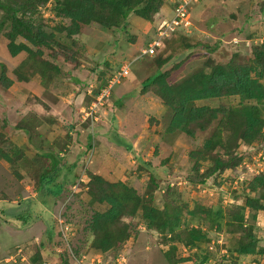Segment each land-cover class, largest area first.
I'll use <instances>...</instances> for the list:
<instances>
[{
    "label": "rangeland",
    "instance_id": "374dc122",
    "mask_svg": "<svg viewBox=\"0 0 264 264\" xmlns=\"http://www.w3.org/2000/svg\"><path fill=\"white\" fill-rule=\"evenodd\" d=\"M184 2L183 26L170 32L167 40L162 38L155 53L143 54L156 37L158 24L177 17L176 8ZM261 2L163 0L151 20L131 13L120 27L108 29L92 22L68 38L58 27L69 21L55 15L49 0L38 7L34 17L59 42L76 49L77 62H66L57 46L44 49L42 59L58 68L48 70L45 77L40 75V62L24 61L23 53L8 57L3 36L7 28L0 30V64L12 80L7 89L0 85V133L4 136L0 147L9 156L16 149L23 151L14 164L0 157V207L5 210V216L0 214V264H169L165 252L173 244L176 256L188 258L181 264H264V211L244 206L247 196L259 197L264 203L260 190L248 188L255 175L264 174V128L261 140L236 150L243 158L240 166L216 172L203 184L191 183L188 178L196 160L200 171L212 163L209 156L195 158L191 153L202 149L217 121L194 136L171 131L170 108L152 92L137 91V86L155 74V59L166 47L173 52L163 69L183 60L169 75L172 84L210 61L223 63L234 54L239 62L249 61L252 47L264 41ZM20 41L24 40L16 39ZM52 51L58 52L57 58H52ZM126 64L128 75L113 82ZM18 67L28 76L27 81L18 80L13 73ZM110 85L109 93L98 102ZM239 104L237 96L194 102L209 107ZM39 165L47 168L54 183L62 184L59 194L37 187L34 176ZM87 172L110 182H124L146 202L152 194V204L158 208L166 201L174 202L182 209L179 226L173 233L162 234L149 228L140 214L132 221L123 219L128 222L127 239L115 249L96 253L88 225L93 212L105 207L87 190ZM196 204L212 212L192 214ZM237 206H244L242 222L251 230L261 253L236 251L241 240H248V232L230 224V212ZM18 213L35 219L23 226L10 216ZM192 227L200 228L207 240L186 245Z\"/></svg>",
    "mask_w": 264,
    "mask_h": 264
},
{
    "label": "trees",
    "instance_id": "16d2710c",
    "mask_svg": "<svg viewBox=\"0 0 264 264\" xmlns=\"http://www.w3.org/2000/svg\"><path fill=\"white\" fill-rule=\"evenodd\" d=\"M48 1L0 0V30L5 26L7 28L3 36L7 40L6 53L8 57H15L23 53L26 56L24 61L40 62V65H37H39L40 75L43 77L46 76L48 70L53 72L58 70L57 66L42 59L44 49L57 46L66 62L72 64L77 62L76 49H71L59 42L55 34L44 30L42 22L34 17L38 7ZM51 1H53L55 15L69 21L68 24L58 27V31H64L68 38L81 33L83 28L92 22L108 29L120 27L127 21L131 13L145 20H151L158 14L163 4V0ZM260 10L263 14L264 0L260 4ZM17 38L24 41L16 42ZM167 39L168 37H166ZM72 43L74 46H78L76 42ZM172 52L168 47L162 49L155 59L157 64L155 74L147 77L137 86V91L140 94L152 92L160 98L164 105L170 108L171 117L168 127L171 131L179 130L189 136H194L197 131H205L214 121H217L216 128L203 141L202 149L191 153L195 158L205 155L212 160L210 166L203 171H200V164L197 160L192 166L194 173L189 176V182L203 184L214 173L231 170L242 164L243 158L236 152L240 145L249 146L262 139L264 128L262 116L264 110V41L252 47V57L247 62H239L236 54L223 63L210 61L205 68L174 84L170 82L169 75L180 67L183 60L173 63L169 69H163L172 59ZM50 55L55 59L58 52L52 51ZM0 67V85L7 89L11 86L12 80L6 76L5 65L0 64ZM13 73L18 80H28V76L22 74L20 67L15 68ZM232 96H237L240 99L238 106L194 105V102L198 100ZM21 128L29 131L25 126ZM3 137L0 133V143ZM212 152L215 153L212 154ZM22 155L23 151L16 149V153L9 156L3 147H0L1 159L10 164L21 159ZM40 160L37 157L39 163H41ZM46 171L47 168L42 165H39L35 171L34 181L37 187L42 186L47 192L59 194L62 184L54 183L53 177L47 176ZM87 177L88 181L85 182L87 190L96 202L105 207L93 212L88 225L93 238L92 249L96 253L102 254L110 249H115L127 239L128 225L126 223L128 222H124L123 219L132 221L140 214L149 228L162 234L166 231L173 233L179 226L182 209L174 202L166 201L162 207L158 208L152 204V194L149 196L150 202H146L134 188L122 181L110 182L92 172H87ZM150 182H154L153 178ZM248 188L252 192L260 190L264 195V174L255 175L248 183ZM244 206L255 212L264 211V203L259 197L247 196ZM244 206H237L230 212L232 217L230 224L234 225L233 229L248 232V235L245 232L248 240H241L236 251L239 254L261 253V250L256 248V239L251 235V230L246 229L242 222L243 215L240 212ZM211 212L210 208L201 204H196L191 210L192 214L199 213L201 215ZM0 214L5 216V210L1 207ZM10 216L22 221L23 226L30 224L35 219L27 213L11 214ZM36 216L40 217L41 212ZM187 240L186 245L190 246L207 239L200 228L192 227L188 230ZM176 250L177 246L173 244L165 252L169 264H181L188 260V258L176 256ZM36 258H39L38 254H36Z\"/></svg>",
    "mask_w": 264,
    "mask_h": 264
},
{
    "label": "built area",
    "instance_id": "2783aa9c",
    "mask_svg": "<svg viewBox=\"0 0 264 264\" xmlns=\"http://www.w3.org/2000/svg\"><path fill=\"white\" fill-rule=\"evenodd\" d=\"M186 6H187L186 2H184L179 7L177 6L176 8L177 17H174L170 21L163 20L160 24H158L156 28V37H153V39H151V41L148 43V46L143 50V54L152 55L153 53H155L158 47H160L162 38L168 37L170 32L176 31L178 26L184 24L182 20L184 19V16L186 15V11H187V9L185 8ZM128 73H129V65L126 64L121 68L120 71L117 72L116 76L113 79V82H119V79L126 77ZM110 87L111 85L102 91L100 96L97 98L98 102H100V99L102 96L107 95L109 93ZM88 113L92 115L93 111L90 110V112Z\"/></svg>",
    "mask_w": 264,
    "mask_h": 264
}]
</instances>
